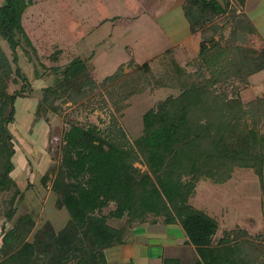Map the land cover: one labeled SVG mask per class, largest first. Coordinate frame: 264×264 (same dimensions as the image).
Instances as JSON below:
<instances>
[{
    "label": "trees",
    "instance_id": "16d2710c",
    "mask_svg": "<svg viewBox=\"0 0 264 264\" xmlns=\"http://www.w3.org/2000/svg\"><path fill=\"white\" fill-rule=\"evenodd\" d=\"M235 1L236 8H232L228 0H185L183 4L184 15L192 29L200 22L226 14L234 24L229 42H213L214 46L209 49L208 39L199 42L197 57L191 64L198 69L206 65L208 76L200 70H185L165 50L169 61L162 59L165 66L158 76H150L151 64L144 62L122 78L121 69H116L98 85L89 64L77 57L60 71L54 86L44 89L40 104L52 110L59 109L60 102L79 103L83 97L86 98L80 102L82 107L91 105L96 97L106 104L104 94L97 93L100 86L106 87L105 94L114 102L117 95L127 98L142 91L151 79L161 86L177 85L180 92L166 97L143 114L142 133L133 141H129L115 118L111 122L114 124L104 129L89 124L85 133L109 144L106 154L93 145H86L89 139L83 132L78 138L75 135L69 139V134L76 130L74 125L65 130L60 149L62 177L52 188L59 195L57 207L67 208L71 216L57 230L46 221L31 238L28 236L35 226L31 215L15 219L23 194L11 177L15 150L11 135L6 134L7 125L14 120L15 99L22 93L7 92L5 76L10 64L0 48V193L15 189L7 208L3 201L0 211L5 222L13 223L7 231V235L12 233L13 236L0 250V264H107L104 250L125 241L120 237L119 228L107 224V215L125 217L129 222L144 221L149 215L162 216L166 224H178L200 253L190 264H219L216 258L223 254L227 241L213 244L217 223L194 207L189 198L202 179L223 183L231 177L235 166H258L256 172L261 174L264 161V146L260 149L255 130L250 131L249 136L236 129L237 119L247 112L239 95L232 99V104H224L213 88L209 89L221 77L225 81L231 78V67L244 81L264 69V44L256 50L232 43L236 38L247 40L254 31L250 18L241 10L237 13L245 0ZM32 2L2 0L0 3V38L6 40L13 51L23 40L31 46L22 18ZM135 161L145 163L148 172H141L134 166ZM110 203H114V209L110 214H103L102 209ZM224 239L222 236L218 243ZM226 239L230 238L226 236ZM246 243L244 240L243 246ZM248 244L247 254L254 257V264H264V243ZM161 264L186 263L176 257H163Z\"/></svg>",
    "mask_w": 264,
    "mask_h": 264
},
{
    "label": "rangeland",
    "instance_id": "374dc122",
    "mask_svg": "<svg viewBox=\"0 0 264 264\" xmlns=\"http://www.w3.org/2000/svg\"><path fill=\"white\" fill-rule=\"evenodd\" d=\"M32 1V5L22 18V25L33 48L23 40L13 51L8 42L0 38V48L10 64L5 76L7 92L22 93L15 99L14 120L7 125L6 134L11 135L15 150L11 177L23 194L18 203L15 219L21 215H31L35 226L29 238L46 221L57 230L71 216L67 208L57 207L59 195L52 188V185H57L62 177L60 149L65 130L74 125L76 130L71 132L68 138L72 139L75 135L78 138L82 132L87 138L84 129L89 124L104 129L112 126L114 123L111 125V122H114L115 118L129 141H133L142 133L143 114L166 97L178 95L180 92L177 85L161 86L151 79L142 91L127 98H119L117 95V100L114 102L105 94L106 87L100 86L97 93L104 94L106 104L100 102V97H96L90 102L93 105L82 107L80 102L85 101L86 98L83 97L79 103L60 102L59 109L52 110L40 102L44 89L55 85L60 71L74 58L79 57L89 64L92 78L98 85L105 76L116 69H121L122 78L135 71L136 67L144 62L151 64L149 75L158 76L165 66L162 65V59H165L163 60L165 62L169 61L164 54V51L168 50L169 57L185 70L190 72L200 70L208 76L209 68L206 65L198 69L191 64L197 57L199 42L208 39V42L206 41L208 49L214 46L213 42L219 44L221 40L223 44L229 42L234 27V24L229 22L231 21L229 14L200 22L193 29L198 44L193 46L191 40L185 51H182V47L165 46L169 45L168 38L157 32L158 26L165 25V20L171 19L170 14L161 17L157 24L146 14L141 13L140 17L135 19L120 18L114 23L95 26L83 32L78 26L77 0ZM228 2L232 8L238 5L236 1L232 3L228 0ZM258 4H261L260 7H257ZM120 8L124 9L126 14L129 13L123 8L121 0H114L112 11ZM248 8L254 15V23H252L254 31L248 35L247 40L236 38L232 43L242 48L245 46L257 50L263 45L256 31V24L264 20V0H248ZM84 9L86 15L92 18V5L90 4V7L86 5ZM241 11L237 9V13ZM176 14L177 11H174L175 16ZM157 60H161V63ZM231 70L233 71L229 76L231 78L225 81V78L221 77L214 85L209 86V89L213 88V92L224 104H232V99L239 95L242 106L247 112L237 119L236 129L249 136L250 131L255 130L261 149V146H264V69L250 75L245 81L240 80L241 75L237 76L238 73L234 72L233 67ZM78 128L83 130H77ZM250 128L252 130H249ZM88 139L89 143L86 145L95 146V149L102 154L109 152V144L91 137ZM260 149L256 148V152L260 153ZM134 166H137L141 172H148L145 163L135 161ZM235 167L231 177L223 183H215L209 178L200 180L189 202L217 223L213 244L221 245L225 240L227 241L223 254L216 258L219 264H254V257L247 254V251H250L248 242L264 243V161L261 174L256 172L258 166ZM11 189L9 192L0 193V211L3 201L7 208L15 190ZM114 207V203H110L102 209L103 214H110ZM164 223L162 216L149 215L144 221L129 222L125 217L107 215V224L119 228L122 231L120 237L127 240L130 238L138 240L141 234L147 233L146 229L157 228L150 225ZM12 224L11 221L5 222L3 214L0 213V250L9 243L11 235L13 236L12 233L7 235ZM180 228L178 224L170 225V229L178 234ZM181 231L184 233L182 228ZM222 236L225 239L222 243H218V239ZM226 236L230 239H226ZM185 237L184 244L175 243L177 244L175 249L165 257H176L186 264L195 262L200 253L188 241L187 236ZM244 240L247 243L243 246Z\"/></svg>",
    "mask_w": 264,
    "mask_h": 264
},
{
    "label": "crops",
    "instance_id": "0c3cea01",
    "mask_svg": "<svg viewBox=\"0 0 264 264\" xmlns=\"http://www.w3.org/2000/svg\"><path fill=\"white\" fill-rule=\"evenodd\" d=\"M229 1L234 3L235 0ZM184 2L185 0H121L123 8H126V11L130 13L126 14L125 10L121 8L117 11H112L114 0H77L78 26L84 32L87 29L95 28V26L114 23L120 18L135 19L140 17L141 13L146 14L157 24L161 17L170 14L171 19L165 20V25L158 26L157 32L168 38L169 45L165 46L173 48L182 47V51H185V47L191 40H193V46L198 43L197 40L195 41L196 32L191 28L184 15ZM244 2L243 7L238 10H242L250 18L251 22L254 23V15L252 14V10L248 8V0ZM90 4L93 7L92 18L86 15L84 9L86 5L90 7ZM260 5L258 4L257 7H260ZM174 11H177L176 16L174 15ZM263 26L264 20L262 23L256 24V31L262 44H264ZM157 225H150V227L157 228L146 229L147 233L141 234L138 240L132 238L125 239L121 244L106 248L104 253L107 264H161L162 258L175 249L177 246L175 243L183 245L186 237L181 228L179 234L170 229V225L172 224L164 223ZM140 230L136 231L139 232ZM142 230L144 231V229Z\"/></svg>",
    "mask_w": 264,
    "mask_h": 264
}]
</instances>
